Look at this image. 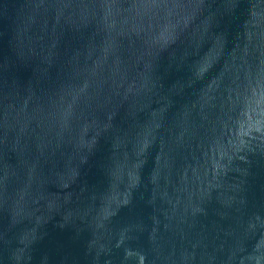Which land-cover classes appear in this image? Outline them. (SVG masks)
<instances>
[{"label":"water","instance_id":"water-1","mask_svg":"<svg viewBox=\"0 0 264 264\" xmlns=\"http://www.w3.org/2000/svg\"><path fill=\"white\" fill-rule=\"evenodd\" d=\"M0 264H264V0H0Z\"/></svg>","mask_w":264,"mask_h":264}]
</instances>
